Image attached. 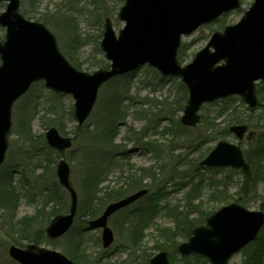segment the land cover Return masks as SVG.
<instances>
[{
	"label": "rangeland",
	"instance_id": "1",
	"mask_svg": "<svg viewBox=\"0 0 264 264\" xmlns=\"http://www.w3.org/2000/svg\"><path fill=\"white\" fill-rule=\"evenodd\" d=\"M34 1L21 0L22 14L44 23L75 66L87 72L110 66L101 48L104 22L110 18L116 33L123 28L124 21L118 18V11L125 0ZM253 1L240 0L238 9L183 36L177 51L179 61L189 63L214 31L237 23ZM6 5L5 1L0 2V13ZM4 34L5 29L0 27L2 38ZM130 74L102 86L93 110L81 127L74 115V97L55 93L44 81L34 83L15 102L9 146L0 166V264H19L9 256V247L30 242L67 256L79 251L82 255L76 257L78 264H149L150 257L161 249L170 253L172 264H209L202 256L190 260L181 256L171 238L175 237L177 243L184 241L179 236L182 227L202 223L212 211L231 202H226V197H240L250 210L261 208L264 156L256 157L255 151L260 150V140L264 141V80L258 82L255 108H249L241 96L233 95L228 101L204 104L200 123L186 127L181 117L187 104V89L181 85L180 77H164L148 64ZM230 113L239 120L236 122L250 125L251 138L239 141L225 128L232 124L227 120ZM52 127L73 139L72 146L63 154L46 141L45 134ZM219 140L240 144L246 158L255 156L251 159L254 172L247 198L242 197L240 170L199 165ZM62 158L71 168L70 180L78 193L80 218L72 231L50 240L46 227L57 214L67 213L71 205L70 194L57 176V164ZM150 167L157 175L155 180L152 175H144L151 188L150 197L112 217L110 225L115 231V242L110 247H103L101 229L81 231L87 224L84 220L87 218H81L84 213L81 206L86 202L85 186L90 170L102 177L100 187L104 189L124 187L127 175ZM136 205L149 206L146 214L151 217L140 245L131 239L132 225L127 226L128 215ZM58 208L60 212L56 213ZM252 244L236 253L230 264H242L254 254ZM260 261L264 264V253Z\"/></svg>",
	"mask_w": 264,
	"mask_h": 264
},
{
	"label": "water",
	"instance_id": "2",
	"mask_svg": "<svg viewBox=\"0 0 264 264\" xmlns=\"http://www.w3.org/2000/svg\"><path fill=\"white\" fill-rule=\"evenodd\" d=\"M0 1L8 2L0 13V25L6 27L4 40L0 38V166L9 145L13 105L39 80L57 93L73 94L79 127L91 113L105 82L145 63L163 75L182 76L189 90L181 119L184 125L198 124V111L205 101L241 94L250 107L257 104L255 81L264 79V0H255L238 23L214 32L208 44L185 66L177 58L181 36L238 7L240 1L125 0L118 16L126 24L118 36L111 19L105 20L101 46L112 63L93 73L74 67L60 51L54 33L44 23L29 20L20 12V0ZM230 131L242 140L248 126L232 125ZM46 138L61 154L72 145V138L62 136L54 127L46 132ZM200 165L241 169L243 197L248 196L252 170L237 144L219 141ZM70 173V165L61 159L57 176L70 194L71 207L46 227L52 240L71 228L77 213L78 194ZM148 192L141 189L114 201L89 221L90 229H102L105 248L115 240L109 219ZM263 227L264 211L230 203L209 215L206 224L194 227L191 237L177 249L183 256L200 254L212 264H230V258L254 241ZM9 255L20 264H74L62 252L35 243L25 247L11 245ZM150 264H171L169 253L160 251L150 259Z\"/></svg>",
	"mask_w": 264,
	"mask_h": 264
},
{
	"label": "trees",
	"instance_id": "3",
	"mask_svg": "<svg viewBox=\"0 0 264 264\" xmlns=\"http://www.w3.org/2000/svg\"><path fill=\"white\" fill-rule=\"evenodd\" d=\"M37 0L34 1V3ZM78 67V66H76ZM129 75H131L129 73ZM182 85V83H181ZM232 97L226 99V101L231 100ZM230 119V123H242V122H236L239 121L238 119H235V116L232 115L230 113V115H228L227 120L229 121ZM228 124L226 125V129L228 128ZM225 129V130H226ZM149 145V144H148ZM153 148V147H151ZM259 149L262 150L263 152L259 151H255L256 154L255 156L257 157V155H261L264 156V141L260 140V145H259ZM125 153V152H124ZM126 154V153H125ZM251 157V156H247V160L250 162L251 166H252V162L251 159L255 158ZM253 168V167H252ZM90 169V167H89ZM138 171H136V173L138 174L136 177V173H133L131 175H127V177H125V179H127V182L125 184V186L123 187H119V188H114V187H110L107 186L104 189H102L100 187V180L102 179V177L99 175L98 172L96 171H89L90 173L87 174L88 180H87V186H85V199L86 202L82 203L81 208L84 209V213L82 215L81 218L86 217L87 219H84L86 222L89 219L95 218L97 217L103 210V208L105 207V205H107L108 203L121 199L123 197H125L126 195H128L130 192V190H138L144 187H147L149 184H147V182H145L144 180V175L148 174L149 176L152 175V180H155L156 178V172L154 171V168H148V169H137ZM254 171V169H253ZM127 186H129L130 188H128ZM150 187V186H148ZM159 192V190H158ZM155 193V192H154ZM162 195L164 194V192H160ZM146 197H150V194L147 195ZM226 202L228 201H238L241 202V198H232V197H226ZM146 207L149 208V206L147 205H136V208L132 209L130 211L131 214L128 215V219H127V226L128 225H132V230H131V239L133 240V243L135 245H140L143 241V234L145 232V228L148 226L150 218L148 217V212L146 214ZM261 208L264 210V202L261 203ZM55 210V209H54ZM149 210V209H147ZM56 213L60 212V209L58 208V210H55ZM213 212V211H212ZM208 213V212H207ZM207 215V214H205ZM80 218V213H77L76 216V221L77 219ZM206 217H204L205 219ZM205 221V220H204ZM204 221H200V222H204ZM184 224H186V222H184ZM198 223H194L189 226L190 228L186 229L184 228L185 226L182 227L181 230V235H179L180 237L184 238V240H186L187 238L190 237L191 235V229L197 225ZM201 224V223H199ZM87 224H85L82 228L81 231L85 232L87 231ZM187 225V224H186ZM74 229V225L72 226ZM71 230V229H70ZM69 230V231H70ZM68 231V232H69ZM72 231V230H71ZM171 240L173 241L174 246H177L178 243L177 241H175V237H172ZM252 248L254 250V254H250L248 257H246L244 259V262L242 264H261L260 258L261 256H263L264 253V231L256 238V240L254 242H252ZM80 244V243H79ZM76 249L77 246H76ZM79 255H82L79 251H72L71 255L69 254V258L72 259L75 264H78L77 262H79V260H77L76 257H79ZM151 256V255H149ZM199 259L200 256L196 255V256H189L186 257L187 260L190 259ZM209 263V261H207ZM210 264V263H209Z\"/></svg>",
	"mask_w": 264,
	"mask_h": 264
}]
</instances>
